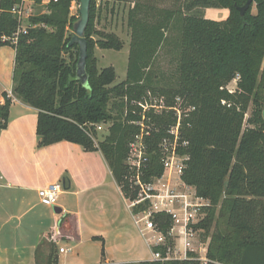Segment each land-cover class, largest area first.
I'll use <instances>...</instances> for the list:
<instances>
[{
    "label": "trees",
    "instance_id": "1",
    "mask_svg": "<svg viewBox=\"0 0 264 264\" xmlns=\"http://www.w3.org/2000/svg\"><path fill=\"white\" fill-rule=\"evenodd\" d=\"M114 1L132 4L127 16L131 40L125 79L113 85L114 68H96V46L118 52L123 44L114 34L101 33L97 42L92 40L97 9L96 0H91L84 35L88 84L83 86L76 77L78 45L69 46L73 37L69 31L78 20L70 15L72 0H50L46 12L30 16L25 28H20L11 9L22 2L40 5L42 0H0V48L15 50L12 95L37 111L38 145L66 141L85 151H99L124 198L133 200L136 194L129 190L125 161L139 132L131 124L141 119L135 103L148 92L183 97L194 110L181 125L188 146L178 152L189 157L181 180L209 203L204 218L194 226L202 242L208 241L206 261L201 263L188 253L189 260L140 264H264V0H254L243 16L238 8L247 0H183L173 9L159 8L155 0ZM206 9L229 13L225 20L214 21L203 17ZM174 25L180 29L177 86L158 91L149 68L163 33ZM234 80L236 89L229 93L226 88ZM3 96L0 129L7 126L12 103ZM147 115L151 132L144 138L149 158L145 181L162 175L159 143L176 122L172 113ZM102 123H111L108 136L95 142V126ZM147 206L140 204L132 213ZM152 220L165 237V245L154 251L165 256L172 246L168 235L173 220L164 213L153 215Z\"/></svg>",
    "mask_w": 264,
    "mask_h": 264
},
{
    "label": "crops",
    "instance_id": "2",
    "mask_svg": "<svg viewBox=\"0 0 264 264\" xmlns=\"http://www.w3.org/2000/svg\"><path fill=\"white\" fill-rule=\"evenodd\" d=\"M14 59V48H0V104L12 91ZM36 126L37 111L12 101L0 129V264L153 262L161 234L135 224L102 154L66 141L40 147ZM53 184L62 190L48 207L38 191Z\"/></svg>",
    "mask_w": 264,
    "mask_h": 264
},
{
    "label": "built area",
    "instance_id": "3",
    "mask_svg": "<svg viewBox=\"0 0 264 264\" xmlns=\"http://www.w3.org/2000/svg\"><path fill=\"white\" fill-rule=\"evenodd\" d=\"M49 1L50 0H47V4ZM23 3L25 2H22V4ZM11 13L17 16L18 21L21 20L22 12L20 6H14L11 9ZM16 36L13 37L12 43H15ZM234 83L236 84V80H234ZM228 92L233 93L234 91L228 90ZM148 94H150V92H148L147 95ZM6 95L11 101L16 100L12 95V91H9ZM144 99L146 98H143V101ZM143 101L135 103L139 108H142L139 114L141 119L140 121H133L131 124L138 126L139 132L129 144V151L125 161L128 169L126 180L129 185V190L135 193L136 197L133 200L126 199V201L131 211L136 206L147 203L148 206L145 210L137 214L132 213L135 224L140 226V224L143 223L146 230L153 232L157 231L152 220L155 214L164 213L169 215L173 220V225L168 236L173 238L174 243L172 242L171 247H167L165 256L160 252H154L152 254L153 261L166 262L177 260L171 257L178 255L177 248L180 246L176 241L180 236H183L182 244L185 243L186 247L184 248L185 252H183V254L184 256L188 254L186 251L191 246L189 241L195 233L194 226L204 218V209L209 206V203L197 197L195 190L187 186L181 180L182 173L186 168V162L189 160L187 155H181L178 152L179 148L185 149L188 146V142L182 140L181 125L183 119L187 118L189 113L194 110L193 107L187 106L186 109L182 108L181 111L179 108H175V106L172 108H169L170 106L164 107L165 109L168 108L175 112L174 116L176 122L167 129V135L159 143L163 173L161 176L152 177L149 181L144 180L146 168L149 163V158L146 155L144 138L149 136L151 132V125L145 127L144 120L148 119L146 116L147 111L153 110L154 108L162 109L163 106L153 107L152 105H147L146 102L142 104L141 102ZM183 104L184 103H182V105ZM222 104H225V102H222ZM61 190L60 184H53L47 188L41 189L38 191L39 201L45 206L52 207L56 204ZM201 214L203 218L198 221V217ZM175 229L178 230L176 236L172 235ZM158 242L160 245L157 247L165 245V237H163L162 234ZM59 252L68 253L70 250L60 249Z\"/></svg>",
    "mask_w": 264,
    "mask_h": 264
},
{
    "label": "rangeland",
    "instance_id": "4",
    "mask_svg": "<svg viewBox=\"0 0 264 264\" xmlns=\"http://www.w3.org/2000/svg\"><path fill=\"white\" fill-rule=\"evenodd\" d=\"M44 1L47 2V0H42V3L40 5H34L28 2L20 5L22 12L21 20L19 21L20 28L26 27L27 20L30 16L46 12V3L44 4ZM181 2H183V0H155V3L153 4L162 9H173L176 5H180L179 3ZM79 5V0H72L70 15L75 17L76 19L79 18ZM129 8V3L125 2H118L114 0H96L97 11L93 20V28L96 31V34L92 35V40L94 42H97L100 39L101 33L114 34L123 44L122 49L118 52L113 50H102L98 46H96L94 50L93 57L96 68L98 70L106 67L114 68L116 78L113 85L122 82L126 76L130 51L129 44L131 40V31L127 27V16ZM202 12L204 18L214 21L225 20L229 13L227 9H206ZM252 13L255 14L254 7L252 8ZM69 33L74 35L72 31H69ZM163 35V43L159 47L158 54L154 63L149 68L150 72H152V76H155L154 81L158 84V91H161L160 89H164L167 87H176L178 77V54L176 44L180 39L179 26L174 25L171 29L165 31ZM72 53L75 57V50H73ZM227 89L230 91H234L236 89V84L234 83V81L229 83ZM145 102L147 103V105H152L153 107L163 106L162 109L154 108L153 110L147 111V113L153 112L154 115H160L164 112L175 114V112H173L172 110H169L168 108L165 109L164 107L166 106H170L169 108L175 106V108H179L180 111L182 110V108L186 109L188 106L183 97L176 95L171 99L161 92H150V94L146 95V99H144V101L141 103L143 104ZM182 103L184 104L182 105ZM140 110H142L141 107ZM251 110L252 106L250 105L245 116L246 119L250 115ZM146 116L148 119L144 120L145 127L151 124L150 118L147 114ZM262 117L264 120V112L262 114ZM110 125L111 123H102L95 126L97 135L95 142H101L106 136H108V128L110 127ZM198 218V221H200V219L203 218V215L201 214ZM189 243L191 244V246L186 252L193 253L196 256L195 259L199 260L201 263H204L206 261L205 253L208 241H206L205 243L202 242L200 232L195 231ZM179 246L180 247L177 248L178 255L174 257L172 256L171 258H176L177 260H189L190 258L188 256L181 255V252H185V243Z\"/></svg>",
    "mask_w": 264,
    "mask_h": 264
},
{
    "label": "water",
    "instance_id": "5",
    "mask_svg": "<svg viewBox=\"0 0 264 264\" xmlns=\"http://www.w3.org/2000/svg\"><path fill=\"white\" fill-rule=\"evenodd\" d=\"M91 0H79V18L73 24V37L70 41L69 46L74 44L78 45L79 48V58L76 66V77L77 80L83 86L88 84V76L85 71L86 64V43L84 40L85 30L89 21V6ZM254 0H247L246 4L243 7L238 8L240 16H243L248 10L249 6L253 3Z\"/></svg>",
    "mask_w": 264,
    "mask_h": 264
}]
</instances>
